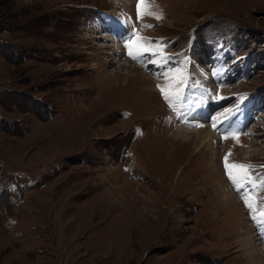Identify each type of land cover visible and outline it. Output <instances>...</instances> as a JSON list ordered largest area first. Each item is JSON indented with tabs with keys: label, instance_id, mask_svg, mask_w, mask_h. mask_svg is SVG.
Returning <instances> with one entry per match:
<instances>
[{
	"label": "rangeland",
	"instance_id": "rangeland-1",
	"mask_svg": "<svg viewBox=\"0 0 264 264\" xmlns=\"http://www.w3.org/2000/svg\"><path fill=\"white\" fill-rule=\"evenodd\" d=\"M138 2L0 0V264H251L245 242L264 246V0H144L159 20ZM229 153L253 166L239 191Z\"/></svg>",
	"mask_w": 264,
	"mask_h": 264
},
{
	"label": "bare ground",
	"instance_id": "bare-ground-1",
	"mask_svg": "<svg viewBox=\"0 0 264 264\" xmlns=\"http://www.w3.org/2000/svg\"><path fill=\"white\" fill-rule=\"evenodd\" d=\"M117 17H120L121 19H124V20H126L127 22H129V23H131V19L129 18V16H128V18L129 19H126L125 17V15L124 14H118L117 13V15H116ZM125 22V21H124ZM127 27H129L128 26V24H127ZM119 30V29H118ZM118 30H117V32H118ZM127 31V30H126ZM124 33H127V32H124ZM118 34H119V32H118ZM100 37H102V38H105V39H109V41H113V43H111V46H113V47H115L114 48V52L115 53H117V54H119L120 53V49H119V45H122L121 44V42H120V40H119V38H118V36L117 35H112V34H104V35H102V36H100ZM121 48V47H120ZM123 53H124V51H123ZM151 59V57L149 56V57H147V58H141V60H142V64H139V66L141 65V66H143V65H147L146 63L149 61ZM146 61V62H145ZM141 62V61H140ZM145 62V63H144ZM136 67L135 66H133V68L132 69H135ZM168 72V71H167ZM138 78V75H128V78H127V81H128V85H130L129 83H132V81L133 82H135L134 84L135 85H137V84H140L138 81H136V79ZM145 80H148V81H152L151 80V78H149L148 76H145L144 75V77H143ZM159 78V77H158ZM134 79V80H133ZM164 81V80H163ZM160 82H161V80H160ZM141 90V89H140ZM142 90H143V88H142ZM213 99V98H212ZM212 103H213V105L214 106H217L218 107V105L220 106L221 104H222V101H223V103H224V101H225V99L224 98H221V97H219V96H217V97H215V99L214 100H210ZM209 102V101H208ZM221 103V104H220ZM233 105V104H232ZM213 106V107H214ZM247 106V105H246ZM213 107H212V109H213ZM221 107V106H220ZM246 108V107H245ZM212 111V110H211ZM231 111V110H230ZM247 113V112H246ZM234 114V113H233ZM250 114V113H249ZM185 115V114H184ZM184 115H183V117H184ZM192 116V115H191ZM207 116H208V118L210 117V113H208V115H204V114H202L201 115V119H203V118H207ZM223 116H226V115H223ZM222 116V117H223ZM218 117V116H217ZM221 117V116H220ZM219 117V118H220ZM216 118V117H215ZM219 118H217V119H219ZM224 118V117H223ZM223 118H221L220 119V123L218 124V125H225L226 126V122H227V120H228V118H225V119H223ZM192 120V119H191ZM245 120V119H244ZM193 121V120H192ZM202 121V120H201ZM209 121V120H208ZM215 121L216 120H214L212 123H210L209 122V125L210 126H212L213 124H215ZM233 122V121H232ZM242 122V121H241ZM245 122V121H244ZM191 123V122H190ZM202 124H206V121H202L201 122ZM217 123H218V121H217ZM202 124L200 125V127H198V129H196V130H192V133H193V131H195V133L198 135V138L200 139L202 136V138H203V140H202V142H201V145L202 146H207L208 147V149L210 148V150L212 151V159L214 158V149H215V144H214V139H215V137L216 138H218L215 134H213L212 132H211V130H209L208 128H206V126L205 127H201L202 126ZM246 124V123H245ZM176 126H177V129L179 130L178 131V135H182V136H187V134L186 133H190V129L189 128H187V127H183L182 126V122L179 120L177 123H176ZM231 126H233V125H231ZM228 127V126H227ZM210 128V127H209ZM223 128V127H222ZM236 128H238V127H236ZM242 128V127H241ZM189 129V130H188ZM224 129V128H223ZM223 129H222V131H223ZM228 129V128H227ZM218 130H219V128H218ZM229 130V129H228ZM233 130H235L234 128H233ZM221 131V132H222ZM226 130H224V132H225ZM238 131H236V133H237ZM240 132V131H239ZM230 133V132H229ZM233 133V132H232ZM228 134V133H227ZM216 140V139H215ZM191 140H188V142H190ZM217 142V141H216ZM209 150V151H210ZM223 198L222 199H224V202H226L227 204H226V208L227 209H229V208H236L237 206H239V201L237 202L235 199H234V196L232 195V194H230L229 193V195H226V194H223V196H222ZM145 204H147V206H149V205H151V202H145ZM150 207V206H149ZM234 210H239L238 209V207H237V209H234ZM234 214V213H233ZM245 248H244V252H245V254H247L248 256H251V261H253L254 259V261L252 262L253 264H257V262H261L263 259H264V246H262V247H257V246H255V244L252 242V239H250V240H247L246 242H245ZM255 257V258H254ZM251 263V264H252Z\"/></svg>",
	"mask_w": 264,
	"mask_h": 264
},
{
	"label": "snow or ice",
	"instance_id": "snow-or-ice-1",
	"mask_svg": "<svg viewBox=\"0 0 264 264\" xmlns=\"http://www.w3.org/2000/svg\"><path fill=\"white\" fill-rule=\"evenodd\" d=\"M143 5V10H141L140 8V5ZM152 7V5H148V4H145L144 3V0H139L138 2V15H137V19L140 20V19H143V17L145 15H148V16H153L155 19H162V16L157 14V13H154V12H151L149 11V9ZM145 27H152L151 25H145ZM137 35V33H133V36L135 37ZM150 42V41H149ZM125 47L129 49V56H131L133 59H137L138 56L142 55L144 52H151L150 49H146V48H142V49H139L137 52H133L131 50V45L130 43H126L125 44ZM151 54H155V52H151ZM161 59H165V57L161 56ZM153 63H157L158 61H152ZM162 75L165 76V78H168L170 73H163ZM158 87L160 88L162 94L164 95V98L166 100H169L170 99V96L169 94L167 93L166 91V88L164 86H160L158 85ZM222 98V97H221ZM241 99H244L243 97H241ZM215 127V125H214ZM232 138L237 140L238 142V134L236 133H232ZM225 139H227L228 137L225 136L224 137ZM231 155V153H229L228 155L225 156V167H226V170H227V174L229 176V179L232 181V183L234 184V186L237 188V190L239 191L246 183H249L251 181V176H252V168L253 166L252 165H246V164H233L231 166V169H234V171L230 170L229 169V165L227 164V160H228V156ZM264 167V166H262ZM244 200H245V204L246 206L249 208V209H253V205L252 203L250 202L251 201V197L248 196V195H245L243 196ZM255 211V209H253ZM259 216L260 217H264V211H261L259 213ZM253 220H256L257 219V216H253L252 217Z\"/></svg>",
	"mask_w": 264,
	"mask_h": 264
}]
</instances>
